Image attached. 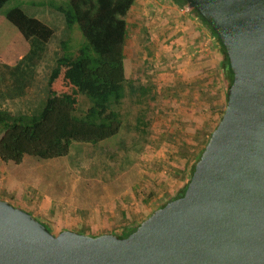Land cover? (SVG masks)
<instances>
[{
  "label": "water",
  "instance_id": "1",
  "mask_svg": "<svg viewBox=\"0 0 264 264\" xmlns=\"http://www.w3.org/2000/svg\"><path fill=\"white\" fill-rule=\"evenodd\" d=\"M215 32L233 80L183 195L120 239L53 234L0 199V264H264V0H184Z\"/></svg>",
  "mask_w": 264,
  "mask_h": 264
},
{
  "label": "rangeland",
  "instance_id": "2",
  "mask_svg": "<svg viewBox=\"0 0 264 264\" xmlns=\"http://www.w3.org/2000/svg\"><path fill=\"white\" fill-rule=\"evenodd\" d=\"M49 1L54 6H69L67 0ZM43 2L10 0L1 8L0 16L12 6L33 8ZM58 12L41 15L49 17L53 35L28 61L31 75L25 94L0 99L4 108L12 112L38 108L46 96V79L55 66V59L66 54L68 46L76 51L84 42L78 26L75 24L67 30ZM154 34L156 37V31ZM149 35L151 38V32L139 30L135 45L130 44L125 51L127 69L134 73L133 78H128L127 86L134 89H129L122 104L126 117L120 133L97 143L72 142L66 156L54 159L27 156L21 164L0 160V199L46 223L53 234L70 229L93 235L123 231L126 220L119 221L120 207H127L133 213L148 209L140 218L142 221L170 197L179 194L195 162L194 151L215 128L222 115L219 112L225 107L221 54L215 53L212 70L208 69L206 78L194 84L190 72L192 63L174 62L164 56L156 38L145 41ZM61 44L66 47L61 49ZM3 72L7 71L0 64V91H5L6 85L10 87L8 74L3 76ZM50 86L57 90L69 87L62 75ZM143 86L149 87L150 93L142 92ZM82 97L85 96L79 92L80 101ZM7 179L14 187L13 192L6 191ZM15 195L37 205L46 195L53 207L46 215L38 216L19 202L15 203ZM92 207L96 220L87 228V210Z\"/></svg>",
  "mask_w": 264,
  "mask_h": 264
},
{
  "label": "trees",
  "instance_id": "3",
  "mask_svg": "<svg viewBox=\"0 0 264 264\" xmlns=\"http://www.w3.org/2000/svg\"><path fill=\"white\" fill-rule=\"evenodd\" d=\"M9 1L0 0V10ZM67 1L68 7L59 5L57 9L62 15L65 28L69 30L76 24L84 42L76 51L68 46L67 53L55 59V66L46 79V96L38 108L26 107L24 110L12 112L0 103V160L3 163L21 164L27 156L42 160L66 156L72 142L97 143L118 134L123 127L126 112L121 108L127 96V77L123 61L125 16L133 0ZM176 1L186 6L184 0ZM188 9L199 16L191 7ZM4 15L29 41L30 49L14 66L3 65L10 87L6 85V90L0 91V99L25 94L31 75L28 61L43 48L54 32L52 27L28 15L20 6L8 8ZM205 24L208 26L206 22ZM210 30L216 38L215 32L211 28ZM216 41L221 54L220 75L225 87V106L226 91L232 83L233 73L225 49L217 38ZM64 47L66 45L61 44V49ZM6 73L3 72V76ZM59 75L68 83L67 90H57L50 86ZM79 92L85 96L81 101L78 98ZM223 109L224 107L220 114ZM211 132L202 142V146L194 151L195 162ZM194 164L179 194L170 197L161 206L183 195ZM151 197L146 199V202ZM45 225L50 230L46 223ZM138 225L139 222L125 231L116 233L122 239ZM98 234L101 233L93 235Z\"/></svg>",
  "mask_w": 264,
  "mask_h": 264
},
{
  "label": "crops",
  "instance_id": "4",
  "mask_svg": "<svg viewBox=\"0 0 264 264\" xmlns=\"http://www.w3.org/2000/svg\"><path fill=\"white\" fill-rule=\"evenodd\" d=\"M40 5V7L24 8L21 6V8L28 15L36 17L46 25L52 27L49 24V17H43L41 15L55 14V11H59L57 9L58 6H54L49 0H44ZM49 7H51L52 10L49 9ZM58 16L63 20L61 13ZM125 22L126 36L123 61L127 80L128 78H133L132 76L134 73L130 68L127 69L125 51L130 44L133 46L135 45L139 30L151 32L152 37L150 38V35L147 36L148 38L145 37V41L148 42L156 38L158 49L163 48L162 53L164 56L171 58L174 62H183V64L185 62L192 63L190 72L193 76L194 84L199 83L201 78H206L208 69L212 70L214 65L215 53L218 55L220 54L219 45L210 28L196 13L188 9L187 6L178 4L176 0H133L125 16ZM0 23V64L2 67H4L3 65L14 66L28 53L30 44L18 29V31L14 29L15 26L13 27L5 15L0 16ZM155 31L157 34L156 37H154ZM219 59H221L220 56ZM127 82L128 81H126V86ZM129 89L131 91V89L134 88L127 86L126 94L129 92ZM142 92L150 93L149 87L143 86ZM70 151L71 150H69V152ZM7 181L6 191L10 190L13 192V185L9 179H7ZM13 198L15 203L19 202L20 206L31 210L38 216L46 215L47 211L51 210L53 207L51 198L46 195L41 197L38 205L37 203H26L25 200L21 197H17V195L13 196ZM93 208L94 207L87 210L89 211V216L86 218L88 219V222L86 221L87 228H91L90 223L96 220V213ZM126 208L127 207H120L118 211L119 221L125 219L127 223H124L125 227H122L123 231L141 221L140 218H142L143 214L148 210L143 209L141 210L142 213H133V211L130 212ZM86 231L87 233H92L88 230Z\"/></svg>",
  "mask_w": 264,
  "mask_h": 264
}]
</instances>
